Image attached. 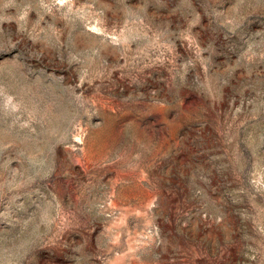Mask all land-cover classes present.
Returning <instances> with one entry per match:
<instances>
[{
  "label": "rangeland",
  "instance_id": "374dc122",
  "mask_svg": "<svg viewBox=\"0 0 264 264\" xmlns=\"http://www.w3.org/2000/svg\"><path fill=\"white\" fill-rule=\"evenodd\" d=\"M0 264H264V0H0Z\"/></svg>",
  "mask_w": 264,
  "mask_h": 264
}]
</instances>
